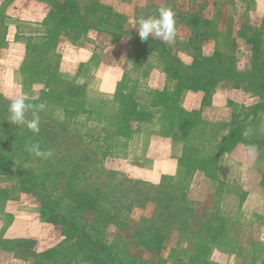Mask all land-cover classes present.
Returning <instances> with one entry per match:
<instances>
[{
	"label": "rangeland",
	"instance_id": "374dc122",
	"mask_svg": "<svg viewBox=\"0 0 264 264\" xmlns=\"http://www.w3.org/2000/svg\"><path fill=\"white\" fill-rule=\"evenodd\" d=\"M164 7L174 40L142 41ZM21 93L46 105L39 133L9 120ZM70 139L102 179L78 177ZM29 170L132 264H264V0H0V264H56Z\"/></svg>",
	"mask_w": 264,
	"mask_h": 264
},
{
	"label": "trees",
	"instance_id": "16d2710c",
	"mask_svg": "<svg viewBox=\"0 0 264 264\" xmlns=\"http://www.w3.org/2000/svg\"><path fill=\"white\" fill-rule=\"evenodd\" d=\"M243 27H245V25H243ZM253 48H258V44L253 45ZM222 54L223 53L221 51L215 52L213 54L214 60H222ZM207 60H210V58L208 56H203L201 53V56H199L197 61L203 65L208 63ZM200 80H202V77ZM47 131L50 132L49 129ZM52 140L53 139H51V141ZM70 141L72 143H65L62 141L59 142V144H61V146H69L68 154H70L71 158L70 163L78 166L77 171L80 172L78 177H82V179H86V177L87 179H93L97 177L98 179H102L103 176L100 174L101 170L97 171L91 165L86 164L91 158L85 151H83L86 146L85 141L83 139L80 140V142H77L73 139H70ZM78 148L81 150H78ZM72 153L76 154V157H73ZM53 157L54 159L51 162L54 164H45V168H49L48 179L58 178V172H60V163L67 156H65L62 160L59 159V156ZM7 162L8 160H4V163ZM51 169L54 170V172H52ZM77 171H73L74 176L76 175ZM21 176V179L26 184L24 187H26L27 191L34 195L38 200L42 218L46 222L58 226L60 234L62 235V240L59 241L57 245H54L53 247H50L46 250L45 258H47V260L56 264H66V262H70L72 264H132L128 260L124 259L121 254L112 249L107 237L104 235V233H102V231L95 230V228L87 229L86 225L79 221L80 218L76 216V214L77 208H79L81 204L76 209L71 211V213L64 211L65 209L59 205L60 203L55 201L41 188L38 178L32 170L24 171ZM82 193V195H84L85 191L83 190ZM82 195L77 193V196L81 201L83 199ZM137 196L138 198L142 199L143 193L139 191L136 193V197Z\"/></svg>",
	"mask_w": 264,
	"mask_h": 264
},
{
	"label": "clouds",
	"instance_id": "9594fccd",
	"mask_svg": "<svg viewBox=\"0 0 264 264\" xmlns=\"http://www.w3.org/2000/svg\"><path fill=\"white\" fill-rule=\"evenodd\" d=\"M176 14L171 8H160L158 14L147 17H140L137 20L136 27L138 29V35L142 41L149 40L150 36H157L164 42H171L176 36ZM46 107L45 103L41 102L38 105H33L26 102L25 95L19 94L13 99L9 106V120L14 125H26L34 134L40 132V118L39 111H42ZM35 109L33 111V118L31 120L26 119V111ZM26 150L36 157L47 159L53 155L51 150L43 151L38 143H30L26 145ZM256 146H249V152L255 153Z\"/></svg>",
	"mask_w": 264,
	"mask_h": 264
}]
</instances>
